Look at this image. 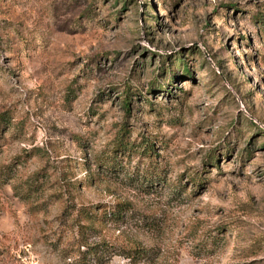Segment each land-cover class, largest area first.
Returning <instances> with one entry per match:
<instances>
[{"label":"rangeland","instance_id":"1","mask_svg":"<svg viewBox=\"0 0 264 264\" xmlns=\"http://www.w3.org/2000/svg\"><path fill=\"white\" fill-rule=\"evenodd\" d=\"M0 264H264V0H0Z\"/></svg>","mask_w":264,"mask_h":264},{"label":"trees","instance_id":"2","mask_svg":"<svg viewBox=\"0 0 264 264\" xmlns=\"http://www.w3.org/2000/svg\"><path fill=\"white\" fill-rule=\"evenodd\" d=\"M123 106H124V108L127 110V105H128V100H127V98H124L123 100ZM122 142H120V140H118V141H116L115 142V145H114V147L115 148H120V147H122ZM92 247L91 246H85V249L86 250H88V253H90L91 255L92 254H94L96 251H91L90 249H91ZM83 253V251H80V254H82ZM136 253H140V248H134V249H132V250H130L129 252H127V254H126V256H128V257H134L135 256V254ZM84 258H85V256H83ZM83 263V262H82Z\"/></svg>","mask_w":264,"mask_h":264}]
</instances>
